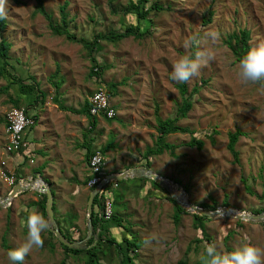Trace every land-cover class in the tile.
I'll use <instances>...</instances> for the list:
<instances>
[{
  "label": "rangeland",
  "instance_id": "rangeland-1",
  "mask_svg": "<svg viewBox=\"0 0 264 264\" xmlns=\"http://www.w3.org/2000/svg\"><path fill=\"white\" fill-rule=\"evenodd\" d=\"M65 2H68L65 13L71 22V31L88 38L93 28L98 34L110 30L122 32L135 21L123 14L128 0H44L45 9L56 24L60 23V7ZM35 3V0H8L7 25L2 31L5 42L11 44L10 60L7 59L10 67L5 66V70L13 69V74L16 72L25 82L28 76L32 77L39 92L45 95V101L34 103L29 112L44 122L22 132V138L29 145L36 144V134L39 139V147L28 145L25 149L29 150V158L25 155L28 162L30 150L42 154L27 164L19 178L31 177L34 181L40 177L48 187L54 186L56 220L64 222L74 241L87 236L86 207L91 192L84 183L88 170L82 147L88 124L84 116L75 112L93 92L103 87L101 84H116L109 98L117 116L112 122L100 119L89 136L96 137L97 149L111 142L109 151L118 153L116 157L105 156L107 173L119 172L114 169L117 164L124 162L125 166L135 155L136 167L142 165L168 180L181 196L185 192L189 204L215 205L218 210L226 202L232 215L252 214L264 208V84L240 83L238 62L225 44L228 36L241 30L249 32L250 48L264 41V0H149L145 10L151 4L163 9L149 10L145 22L139 24L142 30L147 28V36L129 37L116 44L100 42L102 50L95 57L104 65L100 82L89 76L92 61L87 52L65 37L53 35L44 17L34 13ZM209 12H212L211 21L204 23ZM196 33L202 37L219 34L216 41L204 40L215 60L187 82L188 94L193 87L200 88L192 97L187 117L178 125L188 127L194 132L193 137L203 139L204 147L201 151L187 147L191 136L176 133L167 137V142L177 146L175 156L164 153L145 160L144 154L155 147L157 138L155 107H158L157 115L164 120L180 104L176 87L179 83L170 78L172 64L178 56L194 51L184 45ZM56 69H59L58 75L53 79ZM60 80L63 83L57 91L53 84ZM7 86V78L0 76V161L6 164V167L0 164V190L5 193L10 188L8 177L18 179L15 171L11 176L6 171L11 167L16 170L17 166L15 162L12 164L15 156L3 149L5 119L13 109L26 108L25 100L19 107L14 106L17 87ZM55 97L64 109L54 101ZM236 130L244 134L235 146L237 161L227 150L228 134ZM209 134L215 139L213 145L205 138ZM40 159L41 162L46 159L45 163L40 165ZM138 186L118 183L113 192L115 209L120 218L127 216L128 222L122 219L127 229L125 232L120 225L108 227L118 241L132 232L143 242L133 264H177L183 259L187 264H200V256L208 244H215L221 253H230L246 243L264 247V223L218 216L204 219L203 228L197 230L192 225L193 213L186 211L175 225L174 206L167 199L170 195L149 184H143L140 189ZM113 187L111 183L110 189ZM27 194L38 198L36 193ZM26 197L14 199L15 209L20 210L15 211L17 220L25 218L26 208L28 214L40 213L30 199L22 204ZM72 217L75 218L69 225L66 221ZM15 218L12 209L2 211L0 207V264H11L8 251L27 238ZM63 230L61 233H65ZM41 235L42 247H34L23 264H84V256L66 255L47 231ZM92 237L97 242L96 234ZM90 239L83 241L82 247ZM102 251L109 257L108 262L102 261L104 264H119V258L112 251L104 247Z\"/></svg>",
  "mask_w": 264,
  "mask_h": 264
},
{
  "label": "trees",
  "instance_id": "trees-1",
  "mask_svg": "<svg viewBox=\"0 0 264 264\" xmlns=\"http://www.w3.org/2000/svg\"><path fill=\"white\" fill-rule=\"evenodd\" d=\"M35 14H40L44 17V19L48 22V28L52 32L53 35L59 36V37H65L68 41L82 46V48L87 52L88 56L90 57L92 61V66L89 72V76L91 78L97 79L98 82H100V78L102 76L103 72V64H99L97 62L96 54L100 53L102 50V47L100 46V42H106L109 44H116L124 39H127L129 37H133L135 39H143L145 36H147V28L142 30L140 28L139 24L141 22H145L146 17L149 15V10H162L163 8L159 5H150L145 10V6L149 3V0H128V6L126 7L123 14L130 15L133 17V24H130L128 27H126L122 32H114V31H106L101 32L100 34L96 33L94 28L92 29L91 37L88 38L85 36V34L77 35L73 31H71V27L69 26V22L67 21V15L65 13V9L68 5V2H65L60 7V14L61 19L60 23L56 24L52 20V16L46 11L44 6V0H35ZM152 6V7H151ZM212 12H209V15L206 17V21L204 23H209L211 21ZM91 22H94L90 20ZM71 23V22H70ZM134 23L138 25H134ZM7 25L6 19H0V76H3L4 78H7L8 86H15L16 88V98L14 100V106L19 107L20 103L24 104L25 100V107L23 108L25 110V113L29 116H32L35 122L37 123V115H30L29 112L31 108H33L34 103H43L45 95L43 93L39 92V86L35 84V80L30 76H28V82H25L23 78L19 77L16 72L13 74V69L10 71L5 70V66L10 67L8 60H10L9 57V50L11 48V44L9 42H5V38L2 36V31L5 29ZM96 26V25H95ZM249 32L246 30H241L239 33H233L225 41V44L230 49L231 53L233 54L235 60L239 62V60L249 51ZM8 59V60H7ZM59 69H56L54 75L52 76L53 79H55L58 75ZM13 74V75H12ZM17 75V76H16ZM30 81L32 83H30ZM52 81V80H50ZM63 80H60L59 83L53 84L54 88L58 91L60 86L62 85ZM264 84V82H262ZM104 88L107 90V94L113 95L116 89V84H108L107 86L101 84ZM177 90L179 92L181 101L180 104L175 105L174 112L166 119L162 120L160 116L157 115L158 113V107H155V121H156V131H157V138L155 141V147L147 149L146 153L144 154V159L148 160L149 157L153 156H160L164 153H169L172 156H175V151L177 149V146L174 144H171L167 142V137L172 134H188L191 136L190 141L186 144L187 147L195 148L198 151H201L204 147V140L200 138L193 137V131L190 130L188 127H182L178 125V122L181 119H184L187 117V114L192 108V97L195 93L198 92L200 87H193L192 91L188 94L187 93V83H179L176 85ZM8 89V88H6ZM54 101L56 103H59L60 107L62 109L63 106L58 101L57 97H55ZM33 102V104H32ZM69 110V109H68ZM72 111V110H69ZM75 113H79L80 115L84 116V118L87 120L88 128L86 130V133L84 134V148H85V162L87 164L89 158L95 153L100 152L104 158L107 154V151L112 147L111 142H108L105 146L100 147L97 149L94 147L96 137H90L89 134L91 132L95 131L97 119L95 117H92L89 114V103L88 100H85L82 108L78 110ZM116 118V117H115ZM113 119H105L108 122H112ZM32 129V128H31ZM244 134L236 130L234 133L228 134V144H227V150L232 155L234 160H238V152L235 149L236 143L238 142V139L240 136H243ZM205 138L209 140L210 144H215V139L213 135H206ZM22 154V153H21ZM23 155V162L19 165V167L15 170L14 175H17L18 178L21 176L23 169L27 166L28 158ZM147 165V164H146ZM38 171V172H37ZM40 170H36V173H39ZM104 174H112V173H120V172H111L107 173L104 169ZM87 178L85 179L84 183L87 185ZM45 182H47V179H44ZM128 179H123L121 181L116 182V186L113 187V189H110V184H108L105 187V193L101 199L98 198V196H95L94 202H93V212L91 214V224L93 229V235L96 234V241L93 237L88 241V243L81 247L80 249H69L66 246H63L58 242L60 247L63 249L66 255H73V256H84V264H104L102 261H109V257L106 255L107 253H104L102 251L103 247L107 251H112L118 258H119V264H133V260L136 258L137 254L136 251L143 245V242L137 237L135 233H128L129 236H121L120 240L118 241L116 238H114L110 234L109 226L112 228L118 227L119 225L123 227V230L126 232L127 227L125 228L124 225H122V219L126 222L127 219L124 217H121L117 215L116 208V199L115 195L113 194L114 190L118 188L119 182H127ZM132 182H140L141 184L138 186V189L143 187V184H149L151 187L159 188L163 190L161 187H159L155 182L152 180L146 179V178H139V179H132L130 180ZM176 183H179V181H175ZM48 183V182H47ZM50 188V187H49ZM186 188V187H185ZM94 187L89 188V191H92ZM53 194V198L55 196V193L52 188H50ZM164 191V190H163ZM39 200L36 202V208L37 211L40 212L44 217L45 214V202H46V195L45 194H38ZM125 196H122V198ZM119 198V197H118ZM109 199L111 202V205L113 207V213L112 216L109 219H104L103 217H98V215L95 213L94 207L96 206L99 209H102L104 207V200ZM120 199V198H119ZM168 201H170L174 206V215H173V223L177 225L180 221L181 214L187 213L183 208L177 205V203L172 198H167ZM204 210H210L214 211L216 210V206H207L206 204L202 203L199 205H196ZM225 207L229 208L227 203L225 202ZM53 210L54 213H56L55 204L53 201ZM261 212H264V208L260 210H255L252 212V214H259ZM193 217V227L197 230L203 228V225H201V221L204 219H208L203 216H199L197 214H191ZM73 218V219H72ZM70 218L68 221V224L70 225L71 222H73L75 217ZM58 219V218H57ZM60 232L61 228H63L64 232L62 233L63 236L66 238V240L72 242L74 241L72 237L70 236V233L67 232V229L64 227V222L62 220H56ZM117 222V223H116ZM128 224V223H127ZM87 231V229H86ZM48 235L55 239H57L53 236L52 233L49 231ZM127 234V233H126ZM82 241V239L80 240ZM51 247L52 244H50ZM230 251V249H228ZM63 264V263H61ZM177 264H187L186 259L180 260Z\"/></svg>",
  "mask_w": 264,
  "mask_h": 264
},
{
  "label": "clouds",
  "instance_id": "clouds-1",
  "mask_svg": "<svg viewBox=\"0 0 264 264\" xmlns=\"http://www.w3.org/2000/svg\"><path fill=\"white\" fill-rule=\"evenodd\" d=\"M7 5L8 0H0V19H5L7 17ZM205 39L216 41L219 39V34L211 33L208 34L207 37H202L199 33H196L185 42V48L194 49V51H189L187 54L178 56V58L175 59L172 64L170 76L173 81L187 83L193 77L199 76L201 70L215 60V55L204 43ZM238 65L237 77L242 85L264 82V41L258 42L252 46L239 60ZM99 119L105 120L107 118ZM24 150L18 154L23 153ZM106 175L108 176L110 174ZM9 207L10 204L7 207L1 208ZM184 210L186 211V209ZM26 227L28 229V234L25 242L7 253L8 260L11 264H23L25 257L34 247H42L43 239L41 234L49 230L50 223L42 214L30 213L27 217ZM200 264H264V247L246 243L230 253H221L217 250L215 244H208L204 249V253L200 256Z\"/></svg>",
  "mask_w": 264,
  "mask_h": 264
},
{
  "label": "built area",
  "instance_id": "built-area-1",
  "mask_svg": "<svg viewBox=\"0 0 264 264\" xmlns=\"http://www.w3.org/2000/svg\"><path fill=\"white\" fill-rule=\"evenodd\" d=\"M89 103V114L96 119L99 118H107L112 119L116 117V112L113 109L110 98L107 94V90L103 87L98 88L93 94L88 98ZM6 124H5V136L6 142L4 145V151L6 154H18L22 152L27 147V142L22 138V132L26 128H33L36 125L35 120L32 116H29L25 113L23 108L21 109H13L6 116ZM1 166L5 165V161H0ZM105 166V158L100 152H95L87 162V186L98 187L106 180L107 175L103 173ZM36 180H40L42 182L41 188H44V182L39 178L32 180L31 177H26L25 179H20L18 183L20 184H28L34 183ZM12 183V182H11ZM113 183L116 186L115 181L107 182L104 186L99 188L98 196L101 199L105 193V187ZM36 191L35 189H33ZM39 194H42L40 191H36ZM182 196L187 199L185 192H182ZM104 207L102 209L95 208V213L98 217H103L104 219H109L112 215V205L109 199L104 200ZM221 210V209H218ZM187 212H191L186 209ZM192 213V212H191Z\"/></svg>",
  "mask_w": 264,
  "mask_h": 264
},
{
  "label": "water",
  "instance_id": "water-1",
  "mask_svg": "<svg viewBox=\"0 0 264 264\" xmlns=\"http://www.w3.org/2000/svg\"><path fill=\"white\" fill-rule=\"evenodd\" d=\"M146 178L149 180H152L155 182L159 187H161L163 190H165L170 197L177 203L178 206H180L183 209H187L191 211L194 214H197L199 216L206 217L208 219L215 218L218 216H231V215H226L223 213L224 211H230L231 209L224 207L221 210H214V211H207L204 210L196 205L189 204L188 207L184 206L183 203L180 202L179 198L170 190L168 184H166L164 181H168L164 179L163 177L153 173L150 169H145L143 167H136V168H130L125 172H122L120 174H110L106 177V180L102 182V184L96 188H94L87 199V220H86V229H87V236L84 240L82 241H68L66 238L63 236V234L60 232L59 226L55 220L54 217V210H53V194L52 191L45 186L44 188L41 189L40 192L46 195V202H45V214H46V219L50 223V228L49 232L53 234V236L57 239V241L62 244L63 246H66L69 249H80L82 247L83 241H86L92 237L93 234V229H92V224H91V214L93 212V202L96 194L99 191V188L104 186L107 182L111 181H121L123 179L127 178ZM170 184V183H169ZM172 185V184H170ZM34 189L33 183H28V184H20L17 183L14 185L9 192V194L5 198H0V207H7L9 206L11 200L18 195L21 192L27 191ZM233 218H236L238 220H244V221H249V222H258V223H264V212H261L259 214H250V213H243L241 212L240 215H234Z\"/></svg>",
  "mask_w": 264,
  "mask_h": 264
},
{
  "label": "crops",
  "instance_id": "crops-1",
  "mask_svg": "<svg viewBox=\"0 0 264 264\" xmlns=\"http://www.w3.org/2000/svg\"><path fill=\"white\" fill-rule=\"evenodd\" d=\"M98 121H100V119H97V123H98ZM42 122H44L42 119H40L39 121H38V119H37V123H36V125H38V124H41ZM87 122V120H85V123ZM97 123H96V126H97ZM35 140H36V144H28L29 146H30V148H32V146L33 147H35V146H37V147H39L40 145H39V139H37V134H36V137H35ZM83 147V146H82ZM27 149V148H26ZM29 152V150H24L23 151V153L22 154H24V155H27L28 156V153ZM30 152H32V154H31V159L29 160V162L31 163V162H33L34 160H35V156L37 155H40V154H42L41 152H39L38 150H30ZM22 154H10V155H12V156H15V159H13V161H12V164H14V162H15V165L17 166V168H18V165H20L22 162H23V155ZM118 153L117 152H115V150H112V151H108V153L105 155L106 157L107 156H114L115 155V157H116V155H117ZM133 157H132V161H131V159H128L130 162H129V164H126L127 165V167L125 168V166L123 165V164H125L124 162H121V163H118L117 165L118 166H116L114 169H116V170H119V172L121 173V172H125V171H127L128 169H130V168H136V166L137 165H134L133 164V161L134 160H136V156L135 155H132ZM28 158H29V156H28ZM46 159H48V158H46ZM46 159H42L43 161L41 162V159L38 161L39 163H40V165H42L43 163H45V161H46ZM107 159V158H106ZM140 160V159H139ZM36 161V160H35ZM28 162V163H29ZM27 163V164H28ZM115 163H117L116 161H115ZM142 167V165H139L138 167ZM5 167H6V164H5ZM31 167V166H30ZM16 168V169H17ZM144 168V167H143ZM7 169V168H6ZM15 168H10V169H8V170H6L7 171V174H9L8 176H11V175H13V171H15L14 170ZM112 172V171H111ZM110 172V173H111ZM114 172V171H113ZM112 174H118V173H112ZM26 178V177H25ZM8 179H9V184H10V188H9V190L5 193V192H2L1 190H0V198H5L8 194H9V192L11 191V189H12V187L14 186V185H16L18 182H19V180L20 179H23V178H18L17 179V181H14V179L12 178V177H8ZM134 180V179H139V178H136V177H132V178H128V181L126 182V184L127 185H130V184H134V185H140L141 183L139 182H132V181H130V180ZM12 182V183H11ZM130 182H132V183H130ZM144 186H145V184H144ZM48 187V186H47ZM49 188V187H48ZM50 188H52L53 190H54V192H55V196H54V200H56V191H55V188H54V186L53 185H51V187ZM49 188V189H50ZM27 193H36L37 194V196H38V198H33L32 196H30V194H27ZM39 193L38 192H36V191H34V190H27V191H24V192H21V193H19L18 195H16L12 200H11V202H10V207L9 208H1V210L3 211H5V210H7V209H12V214H13V216H14V218L17 216V214L15 213V211L17 210V211H20L19 210V207L18 208H16L15 209V206H16V204H14V199H20V198H22V197H26L27 195H29V197H26V198H24V201H23V203L22 204H26L27 202H28V200L30 199L32 202H34V203H36L38 200H39V195H38ZM28 210L29 209H27L26 208V211L27 212H25V213H23V214H25L26 216H25V218H24V216L23 217H20V219L18 218V220L16 219V221H18V227H22L23 229H24V232L25 233H27L28 234V229H27V227H26V221H27V215H29L28 214ZM19 215V214H18ZM54 217H55V220H56V213H54ZM11 220H12V217H11ZM15 231H16V229H14ZM48 231V230H47Z\"/></svg>",
  "mask_w": 264,
  "mask_h": 264
},
{
  "label": "bare ground",
  "instance_id": "bare-ground-1",
  "mask_svg": "<svg viewBox=\"0 0 264 264\" xmlns=\"http://www.w3.org/2000/svg\"><path fill=\"white\" fill-rule=\"evenodd\" d=\"M166 184H168L166 181H164ZM41 185H42V182L40 180H36L34 183H33V187L36 191H41ZM170 190L179 198L180 202L183 203L184 206L188 207L189 205V202L187 201V199H185L184 196H181L180 193L176 192L175 191V187H172L170 184H168ZM223 213H225L226 215H231L234 217V215L230 214V211H224ZM233 213V212H232Z\"/></svg>",
  "mask_w": 264,
  "mask_h": 264
}]
</instances>
